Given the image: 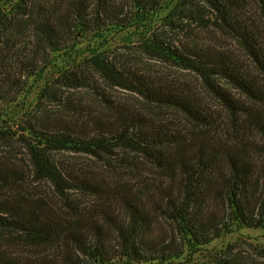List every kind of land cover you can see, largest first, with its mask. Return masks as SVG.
I'll list each match as a JSON object with an SVG mask.
<instances>
[{"label":"trees","instance_id":"16d2710c","mask_svg":"<svg viewBox=\"0 0 264 264\" xmlns=\"http://www.w3.org/2000/svg\"><path fill=\"white\" fill-rule=\"evenodd\" d=\"M193 1L0 0V122L31 82L46 78L43 98H55L56 84L86 88L94 77L171 116L111 101L53 119L30 112L19 127L32 178L0 158V264H163L239 230L264 229V0H199L235 48L176 46L151 33L174 4L163 21L193 20ZM129 30L199 85L95 51L80 60L83 39ZM60 154L94 164L61 162ZM138 160L154 173L114 175ZM72 195L95 201L75 207Z\"/></svg>","mask_w":264,"mask_h":264},{"label":"rangeland","instance_id":"374dc122","mask_svg":"<svg viewBox=\"0 0 264 264\" xmlns=\"http://www.w3.org/2000/svg\"><path fill=\"white\" fill-rule=\"evenodd\" d=\"M248 3H252V0H248ZM174 6L175 4L161 13L154 23L151 33L163 37L176 46L199 42L224 48L236 47L231 39L217 32L214 26L216 14L208 3L194 0L190 6L195 13L193 20L184 19L179 15L175 18V24L171 25L163 21V19L170 14ZM200 18L202 19L201 22ZM82 43L80 60L88 59L92 51H95L110 56L111 59L119 62L121 65L137 67L152 72L162 77L161 79H184L199 85V80L194 74L177 70L169 64L154 58L150 52L142 47V36L135 34L134 30L125 31L120 34H111L104 41L96 39V37H89L83 39ZM87 79L88 86L86 88H61V86L59 87L56 84L54 86L57 87L55 98H43L41 96L44 88L50 83L47 78L41 82H31L32 87L21 93L18 101L9 107L15 109L9 112L8 116L4 118V122H0V130L8 131L11 135L0 136V158L6 157L7 160L10 159V163L14 165L13 169L15 173L17 171L23 180L31 179L32 177L25 150L20 143L21 137L25 134L23 128L19 126L23 124V120H25L30 112L44 110L45 115L51 116L53 119L52 116H69V114L75 113L77 110L90 113L98 112V108L107 106L108 101H111L113 105L116 103L131 104L142 110H147L149 107V109L151 108L156 113L162 114L161 116L164 115L171 118V116L165 115L166 110H157L152 105L147 106L144 100L130 91L114 87L97 78L94 79V77L93 79ZM58 158L61 162H82L84 166L94 164L91 158L82 155L60 154ZM128 159V161L133 163L132 156H128ZM136 165H132L134 166V170L131 169L114 175L126 177V173H132L129 176L139 175L140 178L143 176L148 177L149 174L154 173L152 166L146 164L144 160H138ZM147 181L152 183L151 180ZM30 183L34 189L37 188L36 190L40 191L44 189L49 194H53V190L47 185L34 184L32 180H30ZM72 199L73 206L75 207L79 206L78 203L80 201L90 203L91 206L95 201L92 197H85L80 200V197L74 195H72ZM90 212L94 214L95 211L92 209ZM156 226L159 228L161 224L158 223ZM218 258L234 259L240 264H264V229L239 230L215 241L210 246L203 248V250L187 252L178 261L163 264H216Z\"/></svg>","mask_w":264,"mask_h":264}]
</instances>
